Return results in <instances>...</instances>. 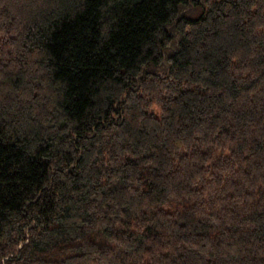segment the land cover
Instances as JSON below:
<instances>
[{"label": "trees", "instance_id": "16d2710c", "mask_svg": "<svg viewBox=\"0 0 264 264\" xmlns=\"http://www.w3.org/2000/svg\"><path fill=\"white\" fill-rule=\"evenodd\" d=\"M0 264H264V0H0Z\"/></svg>", "mask_w": 264, "mask_h": 264}]
</instances>
